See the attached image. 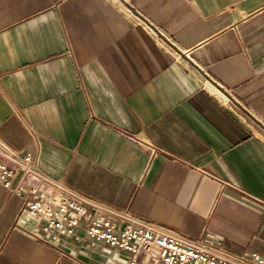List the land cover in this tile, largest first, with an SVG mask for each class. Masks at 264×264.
<instances>
[{
	"label": "crops",
	"instance_id": "1",
	"mask_svg": "<svg viewBox=\"0 0 264 264\" xmlns=\"http://www.w3.org/2000/svg\"><path fill=\"white\" fill-rule=\"evenodd\" d=\"M0 140L90 210L263 251L264 0H0ZM24 202L0 182V264L133 255L86 220L38 240Z\"/></svg>",
	"mask_w": 264,
	"mask_h": 264
},
{
	"label": "built area",
	"instance_id": "2",
	"mask_svg": "<svg viewBox=\"0 0 264 264\" xmlns=\"http://www.w3.org/2000/svg\"><path fill=\"white\" fill-rule=\"evenodd\" d=\"M0 182L25 199L20 219L31 235L53 246L62 236L87 221L86 233L95 242L128 251V264H264V250L235 254L190 240L180 233L142 222L129 210L106 208L98 203L86 205L87 198L43 170L40 155L21 154L0 140ZM143 252L144 260L136 254Z\"/></svg>",
	"mask_w": 264,
	"mask_h": 264
}]
</instances>
